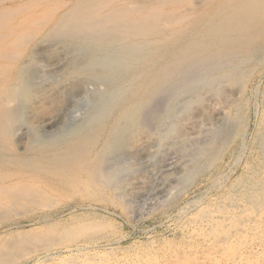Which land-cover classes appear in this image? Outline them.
Returning <instances> with one entry per match:
<instances>
[{
	"label": "bare ground",
	"instance_id": "1",
	"mask_svg": "<svg viewBox=\"0 0 264 264\" xmlns=\"http://www.w3.org/2000/svg\"><path fill=\"white\" fill-rule=\"evenodd\" d=\"M262 61L264 0H0V221L50 206L58 193L95 198L109 188L122 197L121 176L131 167L120 162L149 153L151 131L175 117L179 100L193 95L198 107L204 90L203 99L211 98L197 112L194 100L187 101L183 118L161 137L186 150L199 138L188 133L211 125L205 112H219L221 100L241 99ZM75 98L84 112L64 121ZM220 118L184 178L201 169L200 159L214 158L218 137L238 117ZM258 139L264 158V133ZM250 191L244 212L218 208L213 239L147 264H264V176ZM99 223L77 222L60 232L54 225L31 238L18 232L0 244V264L94 236ZM88 254L74 255V264L109 262Z\"/></svg>",
	"mask_w": 264,
	"mask_h": 264
},
{
	"label": "rangeland",
	"instance_id": "2",
	"mask_svg": "<svg viewBox=\"0 0 264 264\" xmlns=\"http://www.w3.org/2000/svg\"><path fill=\"white\" fill-rule=\"evenodd\" d=\"M263 63L264 61L252 69L253 72L245 81L247 84L244 83L240 95L238 94V97L242 95L241 99L238 98L235 103L221 100L219 112H205L211 125L206 126V132L193 135L189 132L187 137L190 139L194 135L199 138L191 142L186 150L180 149L179 144L161 143V137L169 129L172 120L183 118L185 112L182 108L187 101H193L195 96L179 100L172 114L176 118L170 117L161 127L151 131L154 140L149 146V153L125 158L120 162L126 168L131 167L127 174L121 176L124 184L122 197H117L109 188L104 190L101 197L94 196L95 198L81 192L66 196L53 193L52 196H60L55 198L58 200L52 203L53 206L32 207L31 210L10 215V218L0 221V244L11 235L19 234L18 232L28 233L26 235L31 238L50 226L57 225L55 229L60 232L77 222L94 221L101 222L99 224L103 226L102 231L89 236V240L80 236L76 241L26 251L28 254L18 264H63L64 258V264H74V257L87 253L89 257H108V264H147L153 260L167 259L174 249L191 246L199 239H213L210 222L213 218L218 219L219 209L223 208L228 213L234 210L235 214L247 210V196L254 184L264 176V158L258 141L264 133ZM201 91L202 89L198 94L201 95ZM203 94L207 97L205 90ZM203 94L201 96L205 98ZM203 98L202 105L198 107L193 101L195 112L211 99ZM75 99L68 102L70 110L62 114L64 121L83 114L82 99ZM165 103L166 100L161 99L155 113H162ZM225 115L229 119L234 116L238 118L236 122L228 123L227 130L218 137L216 156L211 161L200 159L201 169L184 178L186 168L196 156L197 148L206 145L212 133L210 131L216 128L220 117ZM200 211L207 212L208 217H199L203 215Z\"/></svg>",
	"mask_w": 264,
	"mask_h": 264
}]
</instances>
